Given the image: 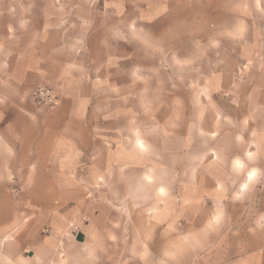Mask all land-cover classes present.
<instances>
[{
    "label": "crops",
    "instance_id": "obj_1",
    "mask_svg": "<svg viewBox=\"0 0 264 264\" xmlns=\"http://www.w3.org/2000/svg\"><path fill=\"white\" fill-rule=\"evenodd\" d=\"M4 40L0 264H183L209 223L221 229L223 255L264 264L263 167L227 158L213 169L205 150L197 167L183 168L165 145L145 151L139 138L119 147L94 76H48L46 49ZM41 84L56 86L60 104L33 100ZM13 176L30 182L15 187Z\"/></svg>",
    "mask_w": 264,
    "mask_h": 264
},
{
    "label": "rangeland",
    "instance_id": "obj_2",
    "mask_svg": "<svg viewBox=\"0 0 264 264\" xmlns=\"http://www.w3.org/2000/svg\"><path fill=\"white\" fill-rule=\"evenodd\" d=\"M5 37L46 49L48 76H94L119 147L141 138L145 151L154 143L181 153L183 168L197 167L205 150L213 169L227 158L264 168V0H0L1 49ZM41 85L58 101L32 99L60 104L56 86ZM28 182L11 178L15 187ZM206 231L183 264L248 263L223 255L219 225Z\"/></svg>",
    "mask_w": 264,
    "mask_h": 264
},
{
    "label": "built area",
    "instance_id": "obj_3",
    "mask_svg": "<svg viewBox=\"0 0 264 264\" xmlns=\"http://www.w3.org/2000/svg\"><path fill=\"white\" fill-rule=\"evenodd\" d=\"M34 98L44 103H56L58 95L53 88L46 85L39 86L34 92ZM77 229V227H75Z\"/></svg>",
    "mask_w": 264,
    "mask_h": 264
}]
</instances>
